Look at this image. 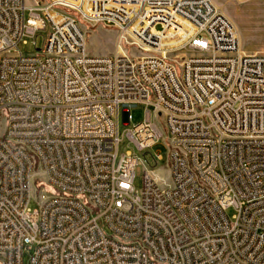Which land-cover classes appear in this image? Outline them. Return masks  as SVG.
Listing matches in <instances>:
<instances>
[{"label": "built area", "instance_id": "built-area-1", "mask_svg": "<svg viewBox=\"0 0 264 264\" xmlns=\"http://www.w3.org/2000/svg\"><path fill=\"white\" fill-rule=\"evenodd\" d=\"M0 264H264V54L212 0H0Z\"/></svg>", "mask_w": 264, "mask_h": 264}, {"label": "rangeland", "instance_id": "rangeland-1", "mask_svg": "<svg viewBox=\"0 0 264 264\" xmlns=\"http://www.w3.org/2000/svg\"><path fill=\"white\" fill-rule=\"evenodd\" d=\"M41 3H46L48 0H38ZM28 3H33L34 0H27ZM212 2L227 16L234 25L240 40V49L249 54H264V0H212ZM73 16L78 20L82 30L85 33L87 41V51L91 56H111L117 51L118 31L107 26H92L84 24L80 21L76 14ZM160 26L156 30H160ZM46 44L45 34H40L36 39V48L44 49ZM21 52L25 55L35 53L32 44L23 45ZM137 55L135 50L132 51ZM145 109L138 107L130 111L131 124L125 127L121 121L120 130L132 128L144 121ZM134 152L132 145L124 141L120 153L125 154ZM160 152L163 155L162 161H157L154 155ZM142 162L145 159L141 156ZM146 161L150 166H157V175L159 181L169 182V163L167 156V148L162 142L158 144L153 151L146 157ZM144 166L139 165L135 173V188L141 191L144 179ZM31 209H36V205L32 202Z\"/></svg>", "mask_w": 264, "mask_h": 264}, {"label": "water", "instance_id": "water-1", "mask_svg": "<svg viewBox=\"0 0 264 264\" xmlns=\"http://www.w3.org/2000/svg\"><path fill=\"white\" fill-rule=\"evenodd\" d=\"M127 116V115H126Z\"/></svg>", "mask_w": 264, "mask_h": 264}]
</instances>
